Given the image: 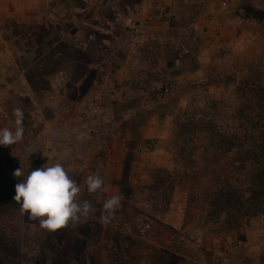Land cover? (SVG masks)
Here are the masks:
<instances>
[{
    "label": "crops",
    "instance_id": "obj_1",
    "mask_svg": "<svg viewBox=\"0 0 264 264\" xmlns=\"http://www.w3.org/2000/svg\"><path fill=\"white\" fill-rule=\"evenodd\" d=\"M236 1L247 2L0 0V86L6 99L0 128L14 130L15 107L25 112L23 140L0 145L6 148L0 161L14 163V171L22 168L25 176L60 161L78 182L97 173L106 185L122 177L125 163L141 162L136 149L147 131L165 128L155 109L158 84L167 77L193 81L196 68L205 66L203 55L211 51L214 58L220 35L236 33ZM133 19L138 29L130 27ZM190 56L199 64L191 71ZM126 153L131 157L125 159ZM138 165L137 177L146 168ZM24 216L32 230L21 237L19 255L0 250V264H69L81 238L91 258L107 251L116 230L91 218L89 231L103 232L100 248L92 251L93 234L80 235L82 224L49 232Z\"/></svg>",
    "mask_w": 264,
    "mask_h": 264
},
{
    "label": "rangeland",
    "instance_id": "obj_2",
    "mask_svg": "<svg viewBox=\"0 0 264 264\" xmlns=\"http://www.w3.org/2000/svg\"><path fill=\"white\" fill-rule=\"evenodd\" d=\"M247 2H231L237 31L220 35L214 58L211 51L203 55L205 66L196 68L193 81L167 77L158 84L155 109L165 128L148 130L136 149L146 167L142 176H136L140 163L130 161L122 177L108 181L109 198L119 194L121 202L128 201L130 217L115 213L112 225L102 224L116 230L107 251L100 249L92 259L103 264H264V0ZM197 64L190 56L186 65L191 71ZM14 168L0 161V189L12 206L21 182ZM107 196L85 197L99 210ZM99 216L97 211L82 223L80 235L88 237L86 224L92 219L101 224ZM24 220L20 207L0 211L1 251L19 255L21 237L32 230ZM143 222L151 223L146 237L139 232ZM90 233L92 251L98 250L103 232ZM88 247L82 238L76 240V258L69 264H94Z\"/></svg>",
    "mask_w": 264,
    "mask_h": 264
},
{
    "label": "clouds",
    "instance_id": "obj_3",
    "mask_svg": "<svg viewBox=\"0 0 264 264\" xmlns=\"http://www.w3.org/2000/svg\"><path fill=\"white\" fill-rule=\"evenodd\" d=\"M12 115L15 117V128H0V145H14L24 138V110L15 107ZM13 175L23 177L21 182L16 183L13 197L20 205L21 215H27L29 220H38L41 228L49 232L70 224L75 226L85 223L97 211L100 212L99 222L107 225L122 200L121 195L116 194L104 200L99 210L94 208L82 197L85 192L89 195L107 192L105 178L97 173L87 175L78 182L60 161L32 169L26 176L24 170L18 168Z\"/></svg>",
    "mask_w": 264,
    "mask_h": 264
},
{
    "label": "built area",
    "instance_id": "obj_4",
    "mask_svg": "<svg viewBox=\"0 0 264 264\" xmlns=\"http://www.w3.org/2000/svg\"><path fill=\"white\" fill-rule=\"evenodd\" d=\"M130 27L132 29H138L139 28V22L136 19H133L131 21ZM169 91H170V88H166L165 89V92L168 93ZM5 104H6V99H5L4 93H3L2 89H1V86H0V116L4 113ZM4 152H6V148L5 147H1L0 148V153H4ZM108 224L112 225L113 224V220L111 219V222L108 223ZM150 230H151V223L150 222H143L140 225L139 232H140V234L143 237H146L149 234Z\"/></svg>",
    "mask_w": 264,
    "mask_h": 264
},
{
    "label": "trees",
    "instance_id": "obj_5",
    "mask_svg": "<svg viewBox=\"0 0 264 264\" xmlns=\"http://www.w3.org/2000/svg\"><path fill=\"white\" fill-rule=\"evenodd\" d=\"M257 169H260V168H257ZM258 171V170H257ZM220 179V178H219ZM3 195H4V193L2 192V190L0 189V211H2V210H4V209H6V208H8V209H15V208H17V207H20V205L17 203V202H13L14 203V206H12V202H6V200L5 199H7L6 198V196L3 198ZM7 204V207H5L4 205H6ZM16 205H17V207H16ZM4 208V209H3ZM116 213L118 214V215H122V216H124V217H127V219H129V217H130V212H129V202L128 201H122L121 202V204H120V206L118 207V210L116 211ZM161 226H163V228L165 229V230H172V228H171V226H169V225H165V224H161Z\"/></svg>",
    "mask_w": 264,
    "mask_h": 264
}]
</instances>
